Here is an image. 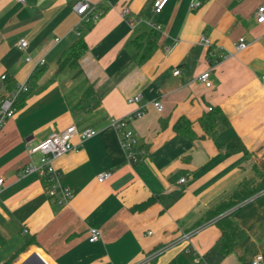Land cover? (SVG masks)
<instances>
[{"label": "crops", "instance_id": "obj_1", "mask_svg": "<svg viewBox=\"0 0 264 264\" xmlns=\"http://www.w3.org/2000/svg\"><path fill=\"white\" fill-rule=\"evenodd\" d=\"M78 1L0 0V102L6 90L30 84L0 130V264H25L36 253L50 264H195L197 256L205 264H250L264 256L262 193L181 239L254 178L256 167L264 169V22L256 17L264 0H169L159 13L155 0H89L100 16L84 34L81 70L58 71L61 54L79 36ZM153 23L161 25L158 43L141 60L144 50L129 41ZM240 37L250 45L237 51ZM41 58L45 63L36 67ZM206 70L212 86L198 79ZM89 87L100 95L99 105L89 98L79 106ZM138 93L141 102L129 103ZM145 105L146 114L131 126L147 155L130 164L109 122ZM211 107L230 121L215 137L204 135L198 122ZM182 116L192 122L193 137L175 127ZM71 125L99 132L54 161L61 183L74 192L60 204L37 172L21 173L40 163L32 145ZM106 171L112 175L100 181ZM227 214L246 234L225 253L215 222ZM91 226L102 231L95 242L89 241Z\"/></svg>", "mask_w": 264, "mask_h": 264}, {"label": "built area", "instance_id": "obj_2", "mask_svg": "<svg viewBox=\"0 0 264 264\" xmlns=\"http://www.w3.org/2000/svg\"><path fill=\"white\" fill-rule=\"evenodd\" d=\"M21 3H24L26 0H17ZM169 0H155L153 4V10L157 13L161 12ZM196 5H199L200 2H196ZM75 11L79 15V22L77 25V31L78 34H80L79 28L87 22H90L92 20H96L100 13L96 12L95 7L92 5V3L89 0H79L77 4L74 6ZM124 13H129V11L126 9L124 10ZM257 21L260 23L264 22V5H261L256 13ZM153 28L161 29V25L159 24H152ZM201 42L205 45L210 46L212 44L210 38L207 36L201 37ZM20 48L25 49L28 46V42L25 38H22L18 42ZM250 45V42L245 37H240L239 40L236 42L235 47L237 51L245 50ZM229 54L226 56L228 57ZM31 56L27 57V60H31ZM45 58H41L35 62V66L38 67L40 65H43L45 63ZM175 74H179L180 70L176 69L174 71ZM6 75L2 76V79H5ZM211 72L210 70H206L199 74L198 79L203 82L206 86H212L211 81ZM262 81L264 84V75L262 76ZM30 89V84L28 81L23 82L22 84H19L15 89L13 90H6V93L4 97L2 98L0 102V130L7 121L8 118L13 117L17 111V104L21 96L25 93H27ZM143 99V94L138 93L135 95H132L128 97L129 103H140ZM153 106L159 110L162 111L164 109V105L161 100L155 99L151 102ZM147 112L146 105L143 107H140L136 111H132L125 116L121 117H112L109 122V126L113 128L121 141L126 160L130 164H136L138 163L142 158H144L147 155V149L144 147V144L142 142V139L140 135L135 131V129L131 126L132 123L144 116ZM99 131L94 128H86L83 130H78L75 125H71L64 130H61L59 132H52L49 134L46 138L39 141L37 144L32 145L30 147V153H38L41 155L40 157V163L36 164L33 162H30L27 164L21 174H28L32 172H37L42 180L45 183V187L48 190V193L55 197L60 204H66L69 202V200L74 196V192L71 188L68 186H65L60 181V172L58 168L55 166L54 161L73 150H78L81 146V144L87 140L88 138H91L92 136H95ZM77 136L79 139V142L75 143L73 141V138ZM112 175V172L106 171L98 174V179L100 181H104L108 179ZM181 183L186 181V177H182L179 180ZM4 185V178L0 176V188ZM197 230H193L187 233H184L181 237L182 240H190L191 237L194 235V233ZM89 233V241L95 242L99 240L102 236V231L97 226H91L88 229ZM189 251V248H187ZM26 264V263H25ZM195 264H205L202 257L197 256L195 258ZM250 264H264V256L262 254L256 255L253 260L250 262Z\"/></svg>", "mask_w": 264, "mask_h": 264}, {"label": "trees", "instance_id": "obj_3", "mask_svg": "<svg viewBox=\"0 0 264 264\" xmlns=\"http://www.w3.org/2000/svg\"><path fill=\"white\" fill-rule=\"evenodd\" d=\"M95 24V20L84 23L80 28V34L77 40L67 48L60 56L58 60V71L66 67L78 69L80 72V59L88 50V45L85 40L84 34L87 30H90ZM160 30L153 28L150 31H144L138 34L129 41L130 45L134 46V49H143L144 52L141 55V60H145L155 49L158 43ZM89 98L94 100V106L99 105L100 95L93 87H89L82 97L79 106H82ZM18 109V107H17ZM203 129L204 135L215 137L217 134L218 126L220 124L229 125L230 121L226 113L219 107H211L207 110L202 117L198 120ZM175 127L179 131L186 133V136L193 137L195 135L192 129V122L182 116L178 119ZM145 147V146H144ZM264 169L256 167V175L254 178L245 180L230 196L220 201L216 206L206 212L189 230H194L204 223L214 219L228 210L235 208L248 200L253 196L261 194L259 197L264 201ZM178 196H174L175 200ZM161 197L152 198V200H161ZM151 200V199H150ZM150 200L136 205V207L142 209L146 207ZM221 231V250L228 253L234 249L236 244L245 238V231L239 226V224L233 220L230 215H223L215 222Z\"/></svg>", "mask_w": 264, "mask_h": 264}, {"label": "water", "instance_id": "obj_4", "mask_svg": "<svg viewBox=\"0 0 264 264\" xmlns=\"http://www.w3.org/2000/svg\"><path fill=\"white\" fill-rule=\"evenodd\" d=\"M26 264H50L47 260H45L40 254L36 253V255L27 260Z\"/></svg>", "mask_w": 264, "mask_h": 264}]
</instances>
